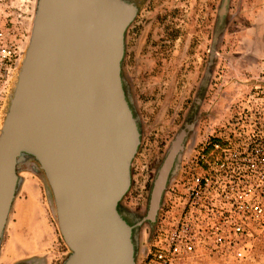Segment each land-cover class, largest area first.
<instances>
[{
	"label": "water",
	"instance_id": "water-1",
	"mask_svg": "<svg viewBox=\"0 0 264 264\" xmlns=\"http://www.w3.org/2000/svg\"><path fill=\"white\" fill-rule=\"evenodd\" d=\"M132 16L120 0H38L4 122L0 235L16 160L30 153L46 174L72 250L65 264H135L130 229L116 210L129 189L138 146L120 79Z\"/></svg>",
	"mask_w": 264,
	"mask_h": 264
},
{
	"label": "rangeland",
	"instance_id": "rangeland-1",
	"mask_svg": "<svg viewBox=\"0 0 264 264\" xmlns=\"http://www.w3.org/2000/svg\"><path fill=\"white\" fill-rule=\"evenodd\" d=\"M141 4L142 12L128 33L123 81L138 112L142 146L150 140L148 148L160 152L153 153L155 157H162L181 129L188 107L202 99V107L237 108L249 105L251 96L264 91V0H231L220 30L223 0H145ZM37 5L38 0H0V46L13 45L18 54L11 75L0 77V138L32 38ZM145 27L151 31L156 55H142L138 61L139 32ZM157 46H171L170 64L157 62L155 58L161 57ZM199 90L204 94L198 98ZM231 110L218 127L231 119L235 113ZM151 159L136 155L131 165L132 187L120 202L123 212L137 218L149 205L154 179L148 164ZM17 176L15 200L0 241V264H65L72 250L61 234L55 198L38 159L21 152ZM42 180L49 188L54 215ZM145 239L142 230L137 235V264L147 258L140 252ZM183 264H264V234L246 260L203 256Z\"/></svg>",
	"mask_w": 264,
	"mask_h": 264
},
{
	"label": "built area",
	"instance_id": "built-area-1",
	"mask_svg": "<svg viewBox=\"0 0 264 264\" xmlns=\"http://www.w3.org/2000/svg\"><path fill=\"white\" fill-rule=\"evenodd\" d=\"M17 55L13 45L0 46V77L11 75ZM248 102L214 130L171 186L144 264L253 255L264 234V91Z\"/></svg>",
	"mask_w": 264,
	"mask_h": 264
},
{
	"label": "flooded vegetation",
	"instance_id": "flooded-vegetation-1",
	"mask_svg": "<svg viewBox=\"0 0 264 264\" xmlns=\"http://www.w3.org/2000/svg\"><path fill=\"white\" fill-rule=\"evenodd\" d=\"M123 5L127 8V10L132 13V19L129 22V24L126 27L124 38H123V55L120 62V79H121V85L124 93L125 100L129 106V109L131 111L133 120L136 125L137 134H138V146L136 154L133 158L136 159V155H140L142 158L151 157L154 159H151L148 164L149 168L153 169L151 172L154 175L151 193L149 198V205L148 208H146V212L143 215H140L138 218L135 214H126L123 212V207L120 205V202L124 199V197L128 194L132 187V180L133 175L131 174L130 178V186L127 191V193L123 196V198L118 202L116 206V210L126 225L128 229H130L131 232V242L133 245V258L134 263L137 264V255H138V242H137V235L141 234V231H145V241L144 244L141 246L144 253L148 254L150 247L153 243V239L159 224V221L161 219L162 213L164 209L168 205V197L169 193L171 191V186L180 178L181 174L187 169L190 161L195 157L199 147L207 141L212 133L215 130V127L217 128L218 125L221 123L222 120H224L225 113H227L229 110L231 112H234L236 109V106L233 107H202L201 102L202 99L199 100V102L193 106H190L186 109L184 119L182 122L181 129L178 131L177 135H174V138L172 141H170L169 145L166 146V150L162 154V157H155L156 154H160V152H156L155 150L149 149V145H151V141L149 140V143L145 142L141 143V126H140V120L138 117V112L136 109H134L133 102L128 95L125 87H124V81H123V67L126 60H128V54H127V44H128V33L130 31L131 26L136 21V19L139 17V14L142 12V2L145 0H120ZM231 0H223V4L220 11V20L218 24V30L222 29L224 27L225 18L229 11ZM143 25V24H142ZM145 25V24H144ZM150 30L145 27L143 29H140V35H139V47L136 51V58L138 61H142L141 56L142 55H149L150 57H153L156 55V51L154 50V43L153 41H150L149 34ZM171 36V34H170ZM158 42V40L156 41ZM171 43V42H170ZM159 45V44H158ZM158 55L161 57H157V62L159 63H171V46H166L163 48H160L157 46L156 48ZM166 56V57H164ZM204 94L203 90H199L197 92V96L202 97ZM224 111V112H223ZM140 116V115H139ZM224 118V119H223ZM204 121V122H203ZM204 123V127L201 125ZM204 130V131H203ZM158 148V147H157ZM160 150V148H158ZM140 151H142L140 153ZM155 153V155H153ZM140 161V159H139ZM17 164L18 159L15 163V189L13 198L10 204V210L7 216V219L5 221V224L2 229L1 236L4 233L6 224L8 222L9 214L11 211V208L13 206L16 191H17V185H18V176H17ZM163 186L160 187V183L163 182ZM20 221V220H19ZM146 243V245H145ZM149 243V244H148ZM148 244V246H147ZM144 249V250H143Z\"/></svg>",
	"mask_w": 264,
	"mask_h": 264
},
{
	"label": "bare ground",
	"instance_id": "bare-ground-1",
	"mask_svg": "<svg viewBox=\"0 0 264 264\" xmlns=\"http://www.w3.org/2000/svg\"><path fill=\"white\" fill-rule=\"evenodd\" d=\"M44 181V180H42ZM43 184L45 185V190H46V195H47V199H48V203H49V206H50V209H51V212L52 214L54 215L55 212H54V209L52 208L51 204H50V200H49V188L47 186V184L45 183V181L43 182ZM57 211V210H56Z\"/></svg>",
	"mask_w": 264,
	"mask_h": 264
}]
</instances>
